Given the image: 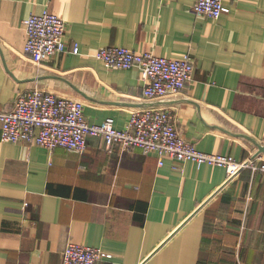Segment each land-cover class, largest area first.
<instances>
[{"label": "crops", "instance_id": "1", "mask_svg": "<svg viewBox=\"0 0 264 264\" xmlns=\"http://www.w3.org/2000/svg\"><path fill=\"white\" fill-rule=\"evenodd\" d=\"M197 0H0V109L35 87L85 103L90 123L124 128L138 108L171 110L206 152L264 157V0H223L218 19ZM45 9L68 22L79 53L36 62L24 20ZM171 58L191 52L193 79L177 93L143 95L138 67H108L101 47ZM105 145L84 153L2 139L0 264H63L70 241L112 253L101 264H264V173Z\"/></svg>", "mask_w": 264, "mask_h": 264}, {"label": "built area", "instance_id": "2", "mask_svg": "<svg viewBox=\"0 0 264 264\" xmlns=\"http://www.w3.org/2000/svg\"><path fill=\"white\" fill-rule=\"evenodd\" d=\"M198 15L218 19L229 12L223 0H197L192 7ZM27 39L24 50L36 62H42L59 52L79 53V43L66 40L68 22L55 12L45 9L24 20ZM95 56L108 67L127 69L138 67L144 81L143 95L159 98L182 91L193 79L196 63L191 52L171 58L149 51H135L123 45L101 47ZM0 127L4 141L36 143L53 151L61 146L84 153L89 136L101 137L111 148H140L143 153H156L159 164L166 157L176 161L208 163L226 168L228 178L243 168L264 173V157L239 160L231 154L206 152L197 148L179 130L175 115L161 107L133 110L124 128H117L108 117L102 123H90L85 115V103L73 97L56 95L40 87L22 92L13 108L0 109ZM110 252L87 244L70 241L64 248L63 264H101L111 258Z\"/></svg>", "mask_w": 264, "mask_h": 264}, {"label": "water", "instance_id": "3", "mask_svg": "<svg viewBox=\"0 0 264 264\" xmlns=\"http://www.w3.org/2000/svg\"><path fill=\"white\" fill-rule=\"evenodd\" d=\"M261 152H264V145L260 146L259 152L257 154H259Z\"/></svg>", "mask_w": 264, "mask_h": 264}]
</instances>
